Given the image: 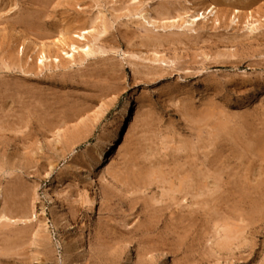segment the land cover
I'll return each instance as SVG.
<instances>
[{
  "label": "rangeland",
  "instance_id": "obj_1",
  "mask_svg": "<svg viewBox=\"0 0 264 264\" xmlns=\"http://www.w3.org/2000/svg\"><path fill=\"white\" fill-rule=\"evenodd\" d=\"M0 61V264H264V0H0Z\"/></svg>",
  "mask_w": 264,
  "mask_h": 264
},
{
  "label": "bare ground",
  "instance_id": "obj_2",
  "mask_svg": "<svg viewBox=\"0 0 264 264\" xmlns=\"http://www.w3.org/2000/svg\"><path fill=\"white\" fill-rule=\"evenodd\" d=\"M146 1V0H145ZM202 1V0H201ZM206 1V0H205ZM106 2V1H105ZM132 3V2H131ZM135 3V2H134ZM129 4H130V2H129ZM137 4V3H136ZM204 5H206V4H204ZM42 6V5H41ZM214 6V5H213ZM244 6V5H243ZM216 9V8H215ZM234 12V11H233ZM241 12V11H240ZM176 13V12H175ZM235 13V12H234ZM237 13V12H236ZM235 13V14H236ZM175 15V14H174ZM215 15V11H214V7H212L211 5H209L208 7H206V9H204V11L203 12H192V14L189 16L190 18V20L188 21V23H190V24H193V23H197V22H199V21H201V20H205V19H207V18H210V17H213ZM249 16H250V14H248ZM256 15V14H255ZM137 16V15H136ZM176 16V15H175ZM159 17V16H158ZM178 17V16H177ZM232 17H233V15H232ZM165 18V17H164ZM160 19H162V17L160 18ZM233 19H235V17L233 18ZM166 20V19H165ZM171 20V19H170ZM232 20V19H231ZM145 21V20H144ZM234 21V20H233ZM254 21V20H253ZM210 22V21H209ZM217 23V22H216ZM232 23V22H231ZM135 24V23H134ZM256 24V23H255ZM190 26V25H189ZM249 26V25H248ZM187 27H188V25H187ZM186 27V28H187ZM160 28H162V27H160ZM190 28V27H189ZM121 30V29H120ZM196 30V29H195ZM199 30V29H198ZM101 33V32H100ZM123 33V32H122ZM75 34V33H74ZM85 34H88V32H86V31H83V32H81V33H79L78 35H77V37L79 38V39H85ZM102 34V33H101ZM125 34V33H124ZM58 35H60V34H58ZM96 35V34H95ZM99 35V34H98ZM250 35V34H249ZM131 36H133L132 34H130V37ZM251 36V35H250ZM60 37V36H59ZM96 38V37H95ZM97 39V38H96ZM251 39V38H250ZM64 40V39H63ZM87 41V40H86ZM91 40H89V42H90ZM100 41V40H99ZM117 42V41H116ZM125 42V41H124ZM137 42V41H136ZM169 42V41H168ZM135 43V42H134ZM174 43V42H173ZM53 44V43H52ZM129 44V43H128ZM137 44V43H136ZM179 44V43H178ZM127 45V44H126ZM70 46H71V44H70ZM128 46V45H127ZM74 47V46H73ZM72 47V48H73ZM129 47H130V45H129ZM139 47V46H138ZM175 47V46H174ZM81 49V51L84 53V57H88L90 54H91V50H90V47L89 46H87V45H84V46H82V48H80ZM149 49V48H148ZM155 49V48H154ZM34 50V49H33ZM73 50H75V49H73ZM153 50V49H152ZM60 51V50H59ZM155 51V50H154ZM42 52V51H41ZM47 52V51H46ZM20 53H23V49H21V52ZM39 56V55H38ZM42 56V55H41ZM28 57V56H27ZM70 57L72 58L73 57V55H70ZM55 58V57H54ZM109 58V57H108ZM49 59V58H48ZM37 61H39L38 63H40V64H42L43 63V56L42 57H40L39 58V60H37ZM156 61V60H155ZM1 62V61H0ZM26 64V63H25ZM25 67V66H24ZM23 73H25V71L23 72ZM165 73H167V72H165ZM8 74V73H7ZM36 77L38 76V75H35ZM171 76V75H170ZM136 80V79H135ZM4 84V83H3ZM6 85V84H5ZM5 85H3L4 87H2L1 86V91H4L5 93L6 92H8V88L5 86ZM17 91L18 92H20V93H22V91H23V89H21V88H18L17 89ZM20 96H22V95H20ZM1 106V105H0ZM8 106V105H7ZM205 117H206V115H205ZM21 118V117H20ZM76 118V117H75ZM1 119V118H0ZM9 119V118H8ZM204 122V121H203ZM9 124V123H8ZM4 125V124H3ZM20 125V124H19ZM21 125L23 126V123H21ZM2 126V125H1ZM7 127H8V125H6ZM5 126V127H6ZM12 126V125H11ZM45 126H46V124H45ZM49 126V125H48ZM14 127V126H13ZM20 127V126H19ZM47 127V126H46ZM52 128H54V127H49L48 129H52ZM8 129V128H7ZM26 133V132H25ZM25 135V134H24ZM23 134H22V136H24ZM31 138V137H30ZM25 139V138H24ZM262 146V145H261ZM41 148V147H40ZM37 151L39 152V149H37ZM151 156H152V154H151ZM105 157H106V155H105V152L104 151H100L99 153H97V155H96V157H95V159H94V163H93V165H91V168H94V167H96L101 161H103L104 159H105ZM140 157V156H139ZM148 157V156H147ZM130 163V162H129ZM178 163L179 162H177V165H178ZM126 164V163H125ZM175 164V163H174ZM127 165V164H126ZM143 165V164H142ZM140 166V165H139ZM153 166V165H152ZM155 167V166H154ZM154 167H153V169H154ZM159 167V166H158ZM124 168V167H123ZM138 168V167H137ZM183 168V167H182ZM190 168V167H189ZM115 169V168H114ZM129 169V168H128ZM133 169V168H132ZM180 169V168H179ZM178 169V170H179ZM197 169H198V167H197ZM107 170V169H106ZM134 170V169H133ZM135 170H136V167H135ZM140 170V169H139ZM151 170V169H150ZM110 171V170H109ZM153 171V170H152ZM165 171V170H164ZM112 172H116V171H111V173ZM129 172V171H128ZM132 172V171H131ZM130 172V173H131ZM134 172V171H133ZM139 172V171H138ZM140 172H141V170H140ZM160 172V171H159ZM106 173V172H105ZM108 173V172H107ZM117 173V172H116ZM146 173H147V171H146ZM146 173H144V174H146ZM148 173H150V172H148ZM156 173V172H155ZM164 173V172H163ZM168 173H169V170H168ZM110 173H108V175H109ZM118 174V173H117ZM136 174H137V172H136ZM139 174V173H138ZM161 175H162V171H161V173H160ZM166 174V173H165ZM172 173H170V175H171ZM176 174H177V171H176ZM213 175H215L214 173H212ZM111 175H113V174H111ZM120 175V174H119ZM126 175V174H125ZM128 175V174H127ZM154 175V174H153ZM164 175V174H163ZM162 175V176H163ZM187 175V174H186ZM199 175V174H198ZM208 175H211V174H208ZM132 176H133V178H134V175H131V178H132ZM156 176H158V175H156ZM179 176H181V175H179ZM117 177H119V176H117ZM123 177V176H122ZM147 177V176H146ZM155 177V176H154ZM165 176H163V178H164ZM168 176H166L165 178H167ZM210 177V176H209ZM132 178V179H133ZM158 178V177H157ZM173 178V177H172ZM207 178V177H206ZM87 179V178H86ZM119 179V178H118ZM135 179V178H134ZM140 179V178H139ZM142 179V178H141ZM152 179H155V178H152ZM160 179V178H159ZM175 179V178H174ZM182 179V180H181ZM180 180H178V181H183L184 180V178H181ZM191 180H192V178H190ZM197 179V178H196ZM208 179V178H207ZM112 180H117V179H112ZM119 180H121V179H119ZM123 180V179H122ZM126 180H128V179H126ZM142 180H144V178L142 179ZM148 180V179H147ZM149 180H150V177H149ZM161 180V179H160ZM166 180V179H165ZM164 180V181H165ZM167 180H169V179H167ZM187 181L189 180V179H186ZM190 180V181H191ZM211 180V179H210ZM216 180V179H215ZM129 181V180H128ZM127 181V182H128ZM133 181H135V180H133ZM138 181L139 180H137L136 182L138 183ZM141 181V180H140ZM146 181V180H145ZM177 181V180H176ZM187 181H185V182H187ZM189 181V182H190ZM202 181V180H201ZM208 181V180H207ZM117 182V181H116ZM124 182V181H123ZM131 181H129V183H130ZM151 182V181H150ZM150 182L148 183V184H146V185H149L150 184ZM155 183L157 182L156 180L154 181ZM197 182V181H196ZM204 182V181H203ZM126 183V182H125ZM158 183V182H157ZM141 184H143V183H141ZM162 184H163V182H162ZM171 184V182L169 181V185ZM191 184V183H190ZM213 184H217V183H214L213 182ZM124 185V184H123ZM145 184H143V186H144ZM177 185H178V183H177ZM126 186V185H125ZM141 186V185H140ZM163 186V185H162ZM168 186V185H167ZM179 187H181L182 185L180 184V185H178ZM177 186V188H179ZM190 186V185H189ZM201 186V185H200ZM212 187H213V185H211ZM127 187V186H126ZM169 187V186H168ZM172 187V185H170V188ZM175 188H176V186H174ZM188 187V186H187ZM216 187V186H215ZM189 188H191V186L189 187ZM188 188V189H189ZM163 189V188H162ZM169 189V188H168ZM172 189V188H171ZM187 189V188H186ZM205 189V188H204ZM212 189V188H211ZM210 189V190H211ZM170 190V189H169ZM169 190H166L167 192H169ZM178 190V189H177ZM179 190H181V189H179ZM182 190H183V187H182ZM181 190V191H182ZM190 190V189H189ZM189 190H187V191H189ZM197 190V189H196ZM160 191V193L162 192L161 190H159ZM180 191V192H181ZM186 191V190H185ZM201 191V190H200ZM206 191V190H205ZM167 192H165V190L163 191V193H165V195H166V193ZM178 192V191H177ZM176 191H173V193H177ZM180 192H179V194H180ZM199 192V190H197V194L198 195H196V197H198L200 194L198 193ZM172 193V194H173ZM204 193V192H203ZM206 193H208V192H206ZM212 193H214V192H212ZM169 194H171L170 192H169ZM178 194V193H177ZM183 194V193H182ZM181 194V195H182ZM160 195V194H159ZM164 195V196H165ZM186 195H188V192H187V194ZM201 195H203V194H201ZM208 196H209V194H207ZM161 196V195H160ZM207 196V197H208ZM163 197V196H162ZM167 197V196H166ZM184 197V196H183ZM192 197V196H191ZM199 198V197H198ZM193 199V198H192ZM202 202V201H201ZM200 202V204H202ZM175 205V204H174ZM184 205V204H183ZM199 209V208H198ZM164 210H159V212H163ZM196 212V211H195ZM34 215V214H33ZM179 215V214H178ZM1 218L2 219H4V221H3V223H2V225H1V227H4V228H6V227H8V226H6V221H10V219H8V217L5 215V214H2V216H1ZM1 220V219H0ZM173 220H174V217H173ZM12 222V221H11ZM13 223H15V222H13ZM172 223H175L174 221H172ZM183 223H184V221H183ZM8 224V223H7ZM182 224V223H181ZM120 226V225H119ZM119 226H118V228H119ZM123 226V225H122ZM125 227H127V226H125ZM183 228V227H182ZM127 229V228H126ZM187 229V228H186ZM126 231V230H125ZM24 235V234H23ZM8 240V239H7ZM9 240H10V238H9ZM26 245V244H25ZM24 245V246H25ZM22 246V245H21ZM20 246V247H21ZM24 246H22L21 248H23ZM16 247V246H15ZM18 248H19V246H18ZM18 248H16V250L18 249ZM5 250V249H4ZM7 250V249H6ZM20 249H18L17 251H19ZM5 252V251H4ZM7 252H9L8 250H7ZM12 252V251H11ZM11 252H9L8 254H11ZM146 253V252H145ZM5 257V256H4Z\"/></svg>",
  "mask_w": 264,
  "mask_h": 264
}]
</instances>
